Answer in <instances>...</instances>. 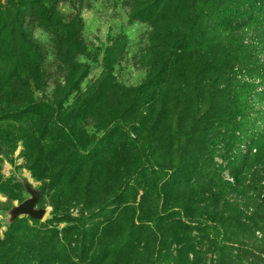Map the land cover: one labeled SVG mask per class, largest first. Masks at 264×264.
<instances>
[{"label":"trees","instance_id":"1","mask_svg":"<svg viewBox=\"0 0 264 264\" xmlns=\"http://www.w3.org/2000/svg\"><path fill=\"white\" fill-rule=\"evenodd\" d=\"M122 1L127 8L133 4L140 9L139 12L137 10L133 12V16L143 17L146 20L153 18L161 22L162 29L159 30L163 35L160 37L161 43L155 48L173 46L175 49L173 54L176 55L174 63L182 62L181 65L186 62L194 65L196 61L203 63L194 82H191L186 75L183 86L177 89L175 96H172L176 104L180 100L183 103L178 113L180 118L184 117L189 122L186 125V121L183 123L182 119H178L179 125L185 127L176 132L170 129L172 136L170 147L172 148L176 142L178 145L181 144L177 150V159L175 160L171 155L163 157L159 149L151 145L150 141H146L142 143L141 148L139 147L133 166L126 169L124 180L117 188L118 200L129 191L137 193L142 189L144 193L150 191L155 196L162 195L164 206L169 203V199L171 200L175 189L176 193H179L175 194L177 198L172 206V211L176 214L175 221L173 220L166 227L164 233L160 232L157 241L158 249L153 250L149 243L152 236L150 227L143 223L141 217L136 221L134 218L137 208L126 204L121 211L131 212L134 218L131 217L124 228L118 222L107 224L102 228L103 237L106 234L115 238L113 242H108L109 246L105 245L103 237L98 239L94 237V234L98 235L97 229L98 231L93 230L90 235L92 237L90 242L86 240L78 244V240L73 241V247L69 250L63 248L59 252L57 244H61L58 242L56 231H50L51 234L45 236L44 240L37 238L34 243L22 239L23 236L20 238L19 229L11 231L19 218L11 228H6L5 238L0 239V264H232L227 262L234 245H238L234 248L238 252L243 246L253 255L246 264H264V130L257 136L254 132L247 136L246 130L249 118L246 115L249 108V94L259 86L264 87V20L260 19L264 11V0L246 2V5L249 4V9L244 5V0ZM83 2L84 0H0V152L4 146V140L8 139L6 135L8 128H4L5 123L20 119L27 114L40 116L45 112L49 119L40 126L41 137L49 131L57 130L58 133H62L67 145L73 149V156L77 157L69 161L66 166L71 169H75L74 166H76L78 169L75 172L79 173L89 158H93L94 143L88 139L87 132L81 128V125L79 127V123L86 125L91 119V114L85 120L82 115H85L83 113L85 108L92 110L97 103L98 97L93 93L86 91L79 93L80 104H71L69 108L63 106V102L68 97L64 98L65 101L62 98L57 102L25 101L24 99L11 101L15 94L8 95L12 89V83L22 85L32 92L42 88L40 83L48 67L49 46L40 44L38 41L45 33L53 43L58 45H55L54 54V59L55 61L57 59L59 64L58 68L65 69L66 77L70 78L64 85L63 94L70 96L72 92L80 90L83 76L75 75L80 77L77 79L70 75L75 74L76 64L83 61L88 67V63L93 65L98 62V57L94 58L97 54L81 35L82 21L78 12L83 8ZM186 6H194L195 17L200 21L209 19L211 14L221 13L220 29L215 35L210 36V41L226 37L229 44L219 46L216 44L217 47H211L206 57L203 52H200L204 43L201 41L207 40L206 37L200 40L199 36L197 39L196 34H193L194 37L187 40L190 43H187L185 48H178L175 40L174 43L168 41L166 44L162 39H165L168 30L171 31L170 39H177L178 34L180 35L185 29L168 21L170 19L165 18L167 15L163 14L164 11L174 9L177 15L180 13L182 17L190 18L189 14L192 13H189ZM245 15L250 16L245 25L240 27L233 25L236 19ZM117 49L116 44L113 51H108L104 57L105 63L109 57L116 58ZM157 51L154 47H150L140 53L139 63L141 64L138 69L142 70L143 67L153 63ZM180 53H184V56L180 57ZM118 57L122 60V55ZM71 59L74 63L70 62ZM243 68H246V79L237 77ZM181 71L184 73L185 69L181 68ZM232 73L235 77L231 79L229 75ZM203 97L208 99V103L202 102ZM212 98H225L229 104L225 108L214 109ZM161 99V107L164 108L167 101L166 98ZM194 101L203 103L204 107L196 105L198 107L195 109L196 115L188 118L187 106L194 105ZM219 101L215 104H219ZM131 107L132 103L128 106V112H131ZM201 108H204V113ZM209 110H215V113L210 115L209 113L212 112ZM69 120H73L74 123L70 124ZM217 121H220V124L224 123L223 127L226 126L231 131L230 137L233 144L243 138H251V142L246 155L241 157L235 150L233 151L234 146L229 144V149L232 147L230 152H234L232 154L234 167L231 172L233 180L232 182L223 181L217 178L215 173H208L210 177H206L207 181L203 188H207L209 194L205 195L204 190L203 192L197 190L198 186H202V178L199 177L204 167L199 165V159L193 148V142L200 138L196 137L194 131L211 123V129H204V133L201 129L198 131L201 132L202 137L210 134L212 133L210 131L217 128ZM115 124L122 129L131 128L138 136L145 130V127L140 124L129 127L122 116L117 120L115 118ZM159 126L160 122L156 123L154 130ZM215 133L220 135V131ZM160 142L163 143V140L161 139ZM76 160L78 161L72 163ZM239 160H241L240 163ZM2 163L3 159L0 158V167ZM238 163L240 166L237 165ZM238 168L242 171L239 172ZM179 172L183 175V180L178 176ZM241 176H246L248 180L246 185ZM12 177L11 180L4 178L0 172V192L14 186L21 188L19 185L11 184ZM192 178L196 179L190 183ZM182 181L184 185L180 187ZM167 189L173 192L169 193ZM226 192L234 193L235 197L232 201L226 199ZM239 198H243V202L238 201ZM144 203L145 201L140 203L139 209L144 208ZM154 215L153 212L150 214V216ZM60 222L62 219L57 221V223ZM87 222L81 213L79 225L74 227L77 231L75 237H78L79 233L80 235L84 233L85 228H88ZM195 231L201 235V238L202 236L208 238L210 231L213 235L215 232V238L207 245L208 251L214 253L215 259L206 262V251L203 250L202 241L199 242L202 246L198 247V242L195 243L192 238L191 234ZM86 236L84 233L80 240L84 241ZM43 241L45 243H42ZM77 252L79 254H76ZM235 257L239 259V255L235 254Z\"/></svg>","mask_w":264,"mask_h":264},{"label":"rangeland","instance_id":"2","mask_svg":"<svg viewBox=\"0 0 264 264\" xmlns=\"http://www.w3.org/2000/svg\"><path fill=\"white\" fill-rule=\"evenodd\" d=\"M246 2L251 3V0H244V5H246ZM82 5L83 8L79 9L78 12V16H80L82 21L80 23L82 28L81 35L91 46L93 52L97 54L94 58L98 57V62L93 65L88 63V67H86L87 64L85 62L80 61L78 63L76 61L78 63L75 67L76 72L74 75L72 73L70 75L77 79L80 77L75 75L83 76L79 87L80 90L72 92L70 96L63 94L64 85L70 78L66 77L67 72L65 69L58 68V61L54 59L55 45L57 44L53 43L51 38L45 33L38 41L40 44L49 46L48 67L40 83L42 88L32 92L22 85L19 86L12 83V89L8 95L15 94L13 98L11 97V101L24 99L25 101L46 100L57 102L62 98L64 100L65 97H68L66 101L64 100L63 106L69 108L71 104H80L79 93H85V91L93 93L98 97V101L92 107V110L85 108L83 111L85 115H82L85 120L91 114V119L86 125L79 123V127L81 125V128L87 132L88 139L93 141L95 153L93 158H89L87 164L78 173V171L75 172L78 169L76 166H74L75 169L66 166L69 161L74 158L77 159V157L73 156V149L67 145L62 133H58L57 130L54 132L49 131L41 137L40 126L49 119L45 112L40 116L27 114L20 119H13L5 123L4 128H8L6 134L8 139L7 141L4 140L3 144L5 147L3 146L0 152V158L3 159L0 172L4 178L9 180L17 172L26 178L31 185L40 188L41 197L38 206L47 209V213L41 221H36L29 217H21L14 224L11 231L19 229L21 231V234H19L20 238L23 236L22 239L33 241V243L37 238L44 240L45 236L51 234L50 231H56L58 242L61 245L53 241L57 244V249H60L59 252H61L63 248L69 250L70 247H73V241L78 240V244L86 240L90 242L92 240L90 235H92L93 230H99H97L98 235L94 234L96 239L103 237L101 231L107 224L118 222L124 228L126 222L131 217L134 218V216H132L131 212H123L121 209L126 204H130L138 210L134 219L137 221L141 217L143 223L150 227L152 236L149 243L153 250H157L160 232L164 233L165 229H167L166 227L173 220L175 221L176 214L172 211V206L175 203V198H177L175 194L179 193H176L175 189L174 192L171 189L169 191L167 189L169 193L173 192L174 194L171 200L169 199V203L164 206L162 195L155 196L150 191L144 193L142 189L138 190L137 193L136 191H129L122 199L118 200L117 188L124 180L126 169L133 166L136 155L139 153V147L141 148L142 143H146V141H150L151 145L159 149L163 157L171 155L175 160L177 159V150L181 144L178 145V142H176L172 148L170 147V140L172 139L170 129L176 132L184 128L185 126L179 125L178 119H182L184 123L186 118H180V113H178L181 111L183 103L180 100L176 104L172 96L177 94L179 87L181 89L186 75L189 76L191 82H194V78L198 76V71L202 69L203 63L196 61L194 65L192 63L189 64V62L184 65H181L182 62L176 64L174 63L176 55L173 54L175 51L173 46L171 48L164 46L155 48L156 45L161 43L160 37L163 35L161 30H159L162 29L161 22L153 18L146 20L143 17L133 16V12L136 10L137 12L140 11L133 4L129 6L131 9L127 8L122 0H84ZM246 6L249 9V4ZM186 7L189 13H192L189 14L190 18L182 17L179 12L177 15L174 9H166L164 11L163 14L166 13L167 15L165 18L170 19L168 21L185 29L180 35L178 34L177 39H170L169 34L171 31L168 30L165 39H162L166 44L168 41H173L174 43L175 40L178 48H185L186 44L190 43L187 40L193 38L195 34L197 39L198 36L200 37V40H203L202 37H206L207 40L201 41L204 43L200 51L206 57V53H210L211 47L216 44L219 46L228 43L225 36L223 39L218 38L210 41V36L215 35L220 29L221 13L211 14L209 19L200 21V19L195 17L196 9L193 8L194 6ZM245 16L236 19L233 25L237 27L245 25L250 18L249 15ZM260 19L264 20V11L261 13ZM116 44L118 45L115 53L116 58L109 57L105 63V55L108 51H113ZM150 47H154L155 51L158 50L153 63L139 70V64H141L139 63V54ZM119 49L121 51H118ZM118 55H122V60ZM181 56H184V53ZM71 61L74 63L72 59ZM184 61H186V57H184ZM181 68L185 69L184 73H182ZM229 77L232 79L235 74L232 73ZM237 77L246 79V68H243L237 74ZM161 98H166L167 101L164 108L161 107ZM4 99L6 100V98ZM218 100H220L219 104H215L218 103ZM202 102L208 103V99L203 97ZM131 103L132 109L131 112H128L127 109ZM212 103L214 109H221L227 107L229 101L225 98H212ZM248 104L249 108L246 112V115L249 116L246 128L247 136L253 132L257 136L264 130V87L259 86L252 90L251 94H249ZM196 105L204 107L203 103L197 101H194V105H188L186 110L188 118L196 115L195 109H198ZM201 110L203 113L205 112L204 108H201ZM209 111L212 112L209 113L210 115L215 113V110ZM120 116L126 120L129 127L140 124L145 127V130L143 133L141 131L138 136L131 128L122 129L115 124V118L116 120L120 119ZM72 119L74 118L72 117ZM56 121L59 122L60 120ZM69 121L70 124L74 123L73 120ZM159 122L160 126L154 130L156 123ZM222 124L217 121V128L203 137L201 132H198L201 129L200 127L196 129L197 132L193 130L196 137H200L198 141L193 142V148L199 159V165L204 167L199 177L202 178V186H198L197 190H200V192L204 190L205 195L209 194L207 188H203L207 181L206 177H210L209 174L215 173L214 175L223 181L232 182L233 180L231 172L234 167V157L232 156L234 152H230L232 147L229 149V144L234 146L233 151L235 150L238 156L241 157L246 155L251 142V138H243V140L236 141L233 144L230 137L231 131L226 126L223 127ZM210 127L211 123H208L201 130L204 133V129H211ZM218 131H220V135L215 133ZM161 139L163 143L160 142ZM210 156L212 157L211 159ZM77 161H72V163ZM240 162L241 160H239ZM239 163L237 164L238 166H240ZM208 165L209 167H207ZM238 169L239 172L242 171V169ZM55 175L56 177H54ZM178 176L182 177L181 179L183 180V175H180V172ZM195 179L192 178L190 183ZM242 179L246 185L248 181L246 176H243ZM183 185L182 181V186L180 187H183ZM24 197L25 194L22 189L16 186L0 192V209H5L10 204L16 203ZM225 197L227 200L232 201L235 195L234 193L226 192ZM243 200V198L238 199L240 202H243ZM142 201H145L144 208L139 209ZM175 209L174 211H177ZM152 212L155 213L154 216H150ZM81 213L88 221V228L84 230L87 235L83 239L84 241L80 240L84 233L82 235L79 233L77 234L79 236L75 237V232L77 231L74 229L76 225H79ZM92 214L94 215L92 216ZM63 215H66V217H63ZM59 219H62V222L57 223ZM135 223L138 224L139 222ZM6 232L7 229L0 226V239L5 238ZM191 235L195 243L198 242V247L202 246L199 243L200 240L202 241L203 250L206 251V262L215 259L214 253L208 251L207 247L209 242L215 238V232L213 235L212 231H210L208 238L206 236L201 238V235L196 231L192 232ZM103 238L106 246H109L108 242H113L112 240L115 239L106 234ZM46 242L49 243L48 240ZM42 243H45V241ZM236 246L238 245L233 247L235 248ZM234 248L231 249L232 254L228 255L227 263L246 264L253 256L243 246L239 252ZM76 254L79 253L77 252ZM235 254L239 255V259L235 257Z\"/></svg>","mask_w":264,"mask_h":264},{"label":"water","instance_id":"3","mask_svg":"<svg viewBox=\"0 0 264 264\" xmlns=\"http://www.w3.org/2000/svg\"><path fill=\"white\" fill-rule=\"evenodd\" d=\"M11 184L19 185L25 197L10 204L8 208L0 210V226L9 229L21 217L41 221L47 213L46 208L38 206L41 190L31 185L26 178L17 172L13 174Z\"/></svg>","mask_w":264,"mask_h":264}]
</instances>
